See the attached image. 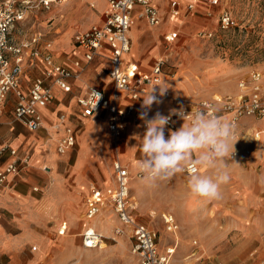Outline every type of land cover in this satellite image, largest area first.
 I'll list each match as a JSON object with an SVG mask.
<instances>
[{
    "label": "built area",
    "instance_id": "built-area-1",
    "mask_svg": "<svg viewBox=\"0 0 264 264\" xmlns=\"http://www.w3.org/2000/svg\"><path fill=\"white\" fill-rule=\"evenodd\" d=\"M68 0H0V114L10 94L16 98L14 118L36 132L43 128L45 117L39 109L41 104L54 101L55 88L65 93L73 91L72 81L79 78L85 71L84 61L92 62L97 57H107L109 60L108 74L114 83L115 92L108 94L103 88L86 86L85 93L76 95V102L81 116L91 117L99 111L107 114L109 135L119 140L130 121L139 125L144 132L143 121L140 120V105L143 97L154 85L160 84L165 61L157 59L150 71H144L137 63L127 61L125 56L132 50L130 30L135 24V18L145 21L151 27L159 26L163 22V13L160 2L167 5L169 16L176 20L183 12L182 0H107L104 19L87 29L74 33L73 41L82 51L83 59H74L73 66L56 60L52 53L53 42H43L42 33L24 35L25 23L29 16L42 9H51L54 5H61ZM198 0H191L186 9L192 11ZM221 0H210L212 5H218ZM212 11H208L210 17ZM218 18L219 27L228 30L235 24L232 13L223 8ZM18 24H22L18 27ZM23 35L22 40L14 36L15 30ZM178 31L167 34L168 42L178 37ZM203 37L210 38L213 34L209 30L201 31ZM41 58L45 63L42 76L36 77L29 91L21 87V79L27 68L28 60ZM123 92L127 97L121 98L116 92ZM158 94V92H157ZM172 98L167 90L161 100ZM183 109L185 115L196 110L208 111L216 109V115L230 122L234 126L232 142L244 140L241 148H234L231 158L241 156L251 157L260 147H264V128L256 126L246 127L242 124L244 118H264V72L253 69L247 76L238 81L237 90L232 94L215 95L210 99L200 100L189 106L178 107L168 113L169 123L166 131L177 129L180 118L177 113ZM66 115L60 113L51 123L54 131H64L57 139L56 150L65 154L74 148L77 143V129L66 125ZM187 122H190L187 118ZM243 129V132H242ZM245 129V130H244ZM250 130V132L248 131ZM243 138V139H242ZM9 152L12 156L3 168H0V188L8 182V177L17 175L23 167L28 165L30 154L19 155L18 149L4 146L0 155ZM200 166L191 164L182 173L191 176L200 173ZM115 186L101 189L92 184L85 199L84 217L94 220L110 207L118 217L119 225L114 227L110 239L116 241L118 237L127 236L130 240V252L137 259L138 264H172L177 244L167 245L162 249L158 232L141 222L136 215V206L131 203L130 181L131 172L127 165L119 159L113 161ZM136 176L139 178L138 172ZM36 189V188H35ZM162 221L169 233H175L179 228L178 222L172 213H163ZM66 224L63 223L59 234H65ZM105 236L94 226H89L82 233V243L85 248L101 247ZM34 250L36 247L33 248ZM97 264H114L102 260Z\"/></svg>",
    "mask_w": 264,
    "mask_h": 264
},
{
    "label": "crops",
    "instance_id": "crops-1",
    "mask_svg": "<svg viewBox=\"0 0 264 264\" xmlns=\"http://www.w3.org/2000/svg\"><path fill=\"white\" fill-rule=\"evenodd\" d=\"M189 1L191 0H182L183 10H187L186 4ZM198 3L197 14L204 11V5H208V1ZM160 5L164 15L163 21L168 18V21L161 23L162 28L173 25L169 21L171 16H169L167 5L163 2H160ZM106 8L105 0L103 11ZM204 18L210 19L205 16ZM185 23L186 21L183 20L182 25ZM146 26L154 29L147 23ZM140 29L141 26L136 27L134 24L130 30L132 50L125 59L137 63L144 71H150L153 65L150 66L151 61L158 50L150 49V39L141 34ZM141 30L145 31L144 34L148 33L145 29ZM72 42L74 43L73 37L71 42L67 38L54 40L52 53L57 61L74 67V59H83V55L76 45L71 48ZM97 59L100 60L101 65L94 69L97 71L96 77L92 75L88 77L85 73L84 77L74 79L71 93L55 88L56 99L52 102L57 103L58 108H53L52 102L39 106L45 122L43 128L36 132L30 131L14 118L17 98L14 94L9 95L4 105L3 112L0 114V149L9 146V148L18 149L21 156L30 154L31 159L19 174H11L7 184L0 188V264H48L46 261L48 253L59 245L61 240V234L54 236L63 223L67 226L66 230L71 231L70 237L72 236L61 240L65 243H72L77 236L82 238V233L89 226L110 234L120 223L111 208L106 211L104 209L103 213L94 220H88L82 215L84 213L82 208L85 209L86 203L81 202L92 184L101 189L109 188V184L115 186L113 161L119 159L128 165L132 175L131 180H133L137 177L135 163L141 156L137 137H142L143 131L139 125L130 121L123 136L116 141L109 135L106 112L99 111L91 117L84 118L81 116L79 106L76 105V99L73 96L85 93L84 85L101 87L108 94L115 92L114 83L111 82L108 74L109 60L105 56ZM28 63L27 74L25 71L21 79V87L25 92L29 91L32 81L42 76L45 71V63L41 58L30 59ZM175 83L165 77L162 83L154 87L158 93V85L167 86L168 89H174V93H177L176 90L180 85ZM116 93L121 98L127 97L123 92ZM175 98V96L165 98L160 104H154L149 117L157 111L165 116L175 111L177 108H174L172 101ZM72 108L75 113L71 110ZM67 111H69V123L77 129V146H75L77 148L74 147L65 154L59 155L55 145L64 131H54L51 123L60 113L66 114ZM77 113L80 116L76 117ZM183 122L189 123L187 120ZM165 135L166 137L168 135L166 130ZM243 142L244 140L233 142L234 148H241ZM11 159L9 152L0 155V168H3ZM228 161L229 168L236 169L234 174H230L233 177L232 181L236 182L229 189L232 192L231 197H240L242 201L235 210L249 219L244 221L242 231L247 234L248 239L243 244L244 249H249L244 264H264V147L256 150L251 157L244 156L241 152V156L229 158ZM200 168L202 174L209 172L207 168ZM234 177H238L239 183ZM96 181H99L102 186L97 185ZM135 202L136 207H139V211L144 215L155 213L159 209L151 204ZM36 229L39 230L37 233H35ZM33 243L37 244L35 251L30 246ZM76 264H83L82 260H78Z\"/></svg>",
    "mask_w": 264,
    "mask_h": 264
},
{
    "label": "rangeland",
    "instance_id": "rangeland-1",
    "mask_svg": "<svg viewBox=\"0 0 264 264\" xmlns=\"http://www.w3.org/2000/svg\"><path fill=\"white\" fill-rule=\"evenodd\" d=\"M199 1L204 0H198L192 11L183 10L182 17L169 20L173 25L165 28H162V24L168 21V18L154 29L147 27L145 21L135 18V26H141V29L148 32L144 34L145 31L140 29L141 34L150 39V49L158 50L150 66L162 58L165 61L162 81L168 77L172 83L180 85L177 93H174V89H167L172 97H176L172 100L175 109L210 99L218 94H232L238 81L250 71L259 69L264 72V0H221L218 5H212L210 0H206L208 5H204V11L199 13L201 15L196 13ZM91 3L95 6L92 7ZM104 7L105 0H68L64 4L54 5L49 10L42 9L31 14L25 23L23 34L30 36L42 33L43 42H54L62 38L71 42L76 31H83L103 21ZM223 8L232 13L235 21L233 27L228 30L221 29L218 23V16ZM210 10V19L204 18L208 17ZM183 20L186 21L184 25ZM21 25L18 24V27ZM205 30L211 31L213 35L210 38L203 37L200 32ZM17 31L18 29L13 33L15 38L22 40L24 36ZM171 31H178L179 34L174 41L168 42L165 36ZM74 45L72 42L71 48ZM97 58L89 63L84 61L85 71L79 78L84 77L85 73L88 77H96L97 71L94 69L101 65ZM76 95L73 96L75 99ZM51 106L55 109L59 107L55 102H52ZM73 109L71 110L75 113ZM68 112L65 114V124L73 127L69 123ZM78 115L77 113L76 117ZM183 123V120H179L177 129ZM99 124L100 122L97 126ZM242 124L246 127L264 128V118H244ZM248 131L250 132L249 129ZM226 163V170L234 174L236 169L229 168L228 159ZM206 174H210V170ZM189 177L177 172L171 178L158 181L151 187L143 185L138 177L131 180V203L136 206L137 201L159 208L155 213L144 215L139 211V207H136L138 219L158 232L162 249L167 245L177 244L172 264H244L249 249H244L243 244L248 239L247 234L242 231L244 221L249 219L235 210L242 201L240 197H231L232 192L229 189L236 183L232 181V175L227 184L220 186V198L210 201L190 192ZM234 178L238 181V177ZM96 184L102 186L99 181H96ZM111 185L108 186L113 187ZM89 192L90 190L86 192L81 203H85ZM109 208L106 207L104 211L110 210ZM82 210L85 211L84 208ZM163 213H172L176 218L179 228L175 233L166 230L162 221ZM38 231L36 229L35 233ZM58 233L54 237L59 236ZM102 234L107 238L102 248H85L80 236L73 237L75 240L72 243L61 241L63 238L72 237L71 231L66 230L65 234L60 236L59 245L48 253L46 261L48 264H76L78 260H82L83 264H97L108 260L114 264H138L130 252L131 243L127 236L118 237L113 241L110 239L114 236L113 231L110 234ZM30 246L34 250L37 244Z\"/></svg>",
    "mask_w": 264,
    "mask_h": 264
},
{
    "label": "clouds",
    "instance_id": "clouds-1",
    "mask_svg": "<svg viewBox=\"0 0 264 264\" xmlns=\"http://www.w3.org/2000/svg\"><path fill=\"white\" fill-rule=\"evenodd\" d=\"M159 86L143 97L139 118L145 131L138 136L140 158L135 163L140 182L148 187L158 181L171 178L191 164L210 170V174H193L188 179L190 192L207 200L220 198V186L230 181L226 160L234 152L232 142L234 126L216 115V109L196 110L185 115L183 109L177 115L190 122L175 130H165L169 117L157 111L149 117L154 104H160L168 87ZM195 159L193 160V157Z\"/></svg>",
    "mask_w": 264,
    "mask_h": 264
},
{
    "label": "bare ground",
    "instance_id": "bare-ground-1",
    "mask_svg": "<svg viewBox=\"0 0 264 264\" xmlns=\"http://www.w3.org/2000/svg\"><path fill=\"white\" fill-rule=\"evenodd\" d=\"M91 6L92 7H94L95 6V4H93V3H91ZM160 83H162V80H161V82ZM104 245L102 244V246L101 247H99V248H102Z\"/></svg>",
    "mask_w": 264,
    "mask_h": 264
}]
</instances>
